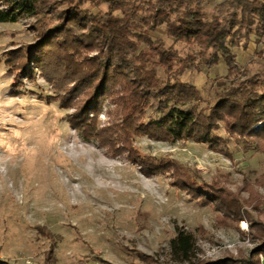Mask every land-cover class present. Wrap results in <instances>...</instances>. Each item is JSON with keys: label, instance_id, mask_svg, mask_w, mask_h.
Segmentation results:
<instances>
[{"label": "rangeland", "instance_id": "1", "mask_svg": "<svg viewBox=\"0 0 264 264\" xmlns=\"http://www.w3.org/2000/svg\"><path fill=\"white\" fill-rule=\"evenodd\" d=\"M223 1L205 0L206 20ZM84 7L93 13L108 9L104 2L93 7L87 1ZM33 22L0 23V259L10 264H176L169 243L177 227L196 235L201 260L247 256L257 244L249 220L223 225L174 176L219 184L264 222V142L260 150L248 149L224 126L218 149L192 140L131 135L117 127L124 112L111 100L104 102L95 125L115 148L87 139L71 122L79 98L63 103L56 78L39 72L17 80V59L9 57L35 42ZM151 37L173 46L179 58L198 55L184 69L175 65L170 75L197 88L200 99L192 106L198 110L233 89L240 97L264 81V37L242 40L234 50L235 71L224 60L208 70L211 50L174 41L164 24ZM136 154L168 167L146 174L132 158Z\"/></svg>", "mask_w": 264, "mask_h": 264}, {"label": "trees", "instance_id": "2", "mask_svg": "<svg viewBox=\"0 0 264 264\" xmlns=\"http://www.w3.org/2000/svg\"><path fill=\"white\" fill-rule=\"evenodd\" d=\"M87 1L93 7L104 2L108 9L93 13L84 7ZM204 3L205 0H0V23L34 19L35 42L9 57L12 62L17 59V80L33 79L39 72L47 79L56 78L57 90L63 91V103L79 98V109L71 122L84 131L87 139L97 138L102 145L115 148L111 139L103 136L105 130L99 132L95 125L104 102L111 100L124 112L117 127L131 135L171 142L192 140L218 149L225 139L220 133L224 126V131L248 149L260 150L264 142V81L240 97L235 94L238 89H233L208 108L198 110L192 106L200 99L197 88L170 76L175 65L184 69L198 55L179 58L173 46L165 47L151 37V32L164 24L174 41L197 43L203 51L211 50L208 70L221 60L231 71L237 70L234 50L242 40L255 36L256 42H261L264 37V0H225L209 21L203 12ZM132 158L142 164L146 174L168 167L165 161L140 154ZM174 178L191 198L211 208L223 225L249 220L251 236L257 244L247 256L201 260L196 235L177 227L169 243L173 262L261 264L264 222L252 218L238 196L219 184L197 182L184 174ZM0 264L10 263L0 259Z\"/></svg>", "mask_w": 264, "mask_h": 264}, {"label": "bare ground", "instance_id": "3", "mask_svg": "<svg viewBox=\"0 0 264 264\" xmlns=\"http://www.w3.org/2000/svg\"><path fill=\"white\" fill-rule=\"evenodd\" d=\"M243 226H244V227H246V226H247V224L244 222V223H243Z\"/></svg>", "mask_w": 264, "mask_h": 264}, {"label": "crops", "instance_id": "4", "mask_svg": "<svg viewBox=\"0 0 264 264\" xmlns=\"http://www.w3.org/2000/svg\"><path fill=\"white\" fill-rule=\"evenodd\" d=\"M261 264H264V258H262V262H261Z\"/></svg>", "mask_w": 264, "mask_h": 264}]
</instances>
